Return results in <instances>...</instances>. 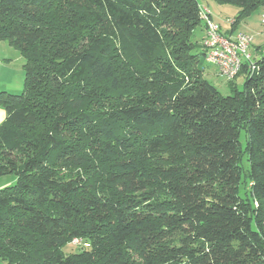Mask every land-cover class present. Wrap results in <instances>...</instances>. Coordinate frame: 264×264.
I'll list each match as a JSON object with an SVG mask.
<instances>
[{"label": "trees", "instance_id": "16d2710c", "mask_svg": "<svg viewBox=\"0 0 264 264\" xmlns=\"http://www.w3.org/2000/svg\"><path fill=\"white\" fill-rule=\"evenodd\" d=\"M211 1L238 9L232 33L264 8L0 0L25 71L0 92V264H264V55L230 96L204 78Z\"/></svg>", "mask_w": 264, "mask_h": 264}, {"label": "rangeland", "instance_id": "374dc122", "mask_svg": "<svg viewBox=\"0 0 264 264\" xmlns=\"http://www.w3.org/2000/svg\"><path fill=\"white\" fill-rule=\"evenodd\" d=\"M208 10L211 14L212 20L218 25H220L223 33L229 34L227 31L230 30L233 24L237 21L238 9L232 5H220L214 1H211L209 3ZM263 18H264V8H261L257 12H254L252 15H250L248 18L239 21L236 25L237 32H235V35L243 34V35L251 37L253 39V45L256 44L258 39L262 40L263 42L262 53H258L257 51H255L254 47L252 48L253 45L249 49V52L252 54V56L256 58H261L264 55ZM204 37H205V32L199 28L195 32L194 41L202 45V41ZM194 54H198L201 57L202 66L204 68V78L214 87H216L223 96H230L233 93V88L231 86L230 81L234 83V86L238 90L243 89L244 80H245L244 76L241 75L234 80H228L226 77H223L218 73V70L214 65H211L206 61L205 57L202 55L201 48L197 50ZM3 56L7 57V59L8 58L12 59L16 63V65H21L20 63L24 60L20 52L14 49L13 47H11L9 43L7 42H0V58ZM16 67L21 68L20 66H16ZM132 73L133 75L135 74L133 70H132ZM132 76H128L129 87L132 84L133 86H136L138 84V82H136L135 78H133ZM22 91L18 93L22 94ZM129 91H132V88H130ZM131 96L132 94H123V97L125 98H131ZM241 143H242V146L245 147L246 138H245L244 132H242L241 134ZM244 166L247 170L250 168L249 163L246 159L244 160ZM15 182H16V177L13 175L2 176L0 177V189L14 185ZM71 250L72 248L70 246L65 249L66 252H69Z\"/></svg>", "mask_w": 264, "mask_h": 264}, {"label": "built area", "instance_id": "2783aa9c", "mask_svg": "<svg viewBox=\"0 0 264 264\" xmlns=\"http://www.w3.org/2000/svg\"><path fill=\"white\" fill-rule=\"evenodd\" d=\"M201 16L206 27L205 38L202 41V46L206 51V61L214 65L221 76L228 80L236 79L243 65L253 60L249 52L253 39L243 34L225 35L220 25L212 20L207 7L202 8ZM73 243L79 245L81 240L76 239Z\"/></svg>", "mask_w": 264, "mask_h": 264}, {"label": "crops", "instance_id": "0c3cea01", "mask_svg": "<svg viewBox=\"0 0 264 264\" xmlns=\"http://www.w3.org/2000/svg\"><path fill=\"white\" fill-rule=\"evenodd\" d=\"M203 7L208 8L209 4L203 3ZM227 32L230 33L231 30H228ZM235 32H231V35H234ZM262 45V40L258 39L252 48L254 47L255 51L262 53ZM20 64L21 65H16L12 59H7V57L4 56L0 58V92L18 93L24 89V60ZM16 66H20L21 68H17ZM6 117V112L0 107V125L6 120Z\"/></svg>", "mask_w": 264, "mask_h": 264}]
</instances>
